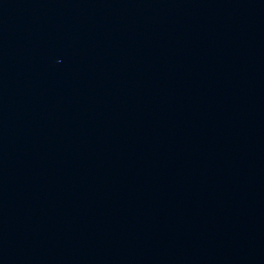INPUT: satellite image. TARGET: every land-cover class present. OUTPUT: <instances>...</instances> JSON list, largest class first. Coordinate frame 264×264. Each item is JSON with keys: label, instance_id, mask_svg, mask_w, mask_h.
Wrapping results in <instances>:
<instances>
[{"label": "water", "instance_id": "95a60500", "mask_svg": "<svg viewBox=\"0 0 264 264\" xmlns=\"http://www.w3.org/2000/svg\"><path fill=\"white\" fill-rule=\"evenodd\" d=\"M0 264H264V0H0Z\"/></svg>", "mask_w": 264, "mask_h": 264}]
</instances>
